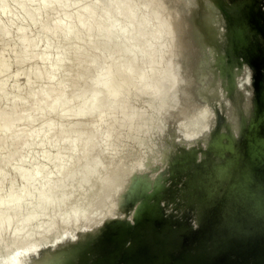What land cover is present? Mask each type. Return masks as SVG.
I'll return each mask as SVG.
<instances>
[{
	"label": "bare ground",
	"instance_id": "bare-ground-1",
	"mask_svg": "<svg viewBox=\"0 0 264 264\" xmlns=\"http://www.w3.org/2000/svg\"><path fill=\"white\" fill-rule=\"evenodd\" d=\"M186 3L185 0H172V9H168L165 0H133V2L129 0H0V6L12 4V9L7 6L0 13V41L3 39L5 41L7 38L17 47H14L16 55L15 52L10 51L13 60L10 59V55L9 58L5 57L6 54H10L9 50H13V47V49L11 46L7 47L9 50L5 47L4 50L9 52L6 54L0 51V92L4 93V97L0 99V113L6 109L13 112L11 115L0 117V187H5L9 183L4 188V195L0 196V260L10 250L9 245L15 243L35 219L48 211L56 213L57 209L60 210L70 201V196L75 191L83 190L91 181L92 189L95 190L97 187L96 192L101 188L108 190L115 185V178L118 176L121 178L129 169L119 154L126 147L127 140L130 141L129 135L133 131L131 127L134 117L137 115L141 117V125L135 130L139 135L151 122L152 117L159 119L157 128L160 133L169 132V127L164 124L163 118L172 111L173 105H162V99L172 97L173 94L186 95L189 100L199 96V91L183 90L181 94L177 93L176 86L181 83L186 84L187 87L194 82L207 81L202 77V72L198 74V71H204L206 69L204 67L209 64H206L209 60L206 54L208 51L206 47L209 45L206 44L217 40L218 33L215 28L223 23L215 24L208 21L212 13L210 10L202 11L196 24L193 23L195 18L192 15L185 19L181 18L179 11L187 5ZM139 4L145 5L144 13L139 12ZM70 6L72 9L67 10ZM17 11L25 14V20L30 25L42 30L40 37L29 35L28 22L24 24L23 20V24L20 23L22 25L15 23L14 17ZM15 24L17 27L14 26ZM14 28L17 30L16 42L13 39L15 36L11 35ZM175 30H177L176 36H173L170 45L166 46L165 38H169L168 35L173 34ZM199 32H202L201 36L196 35ZM39 43H43L46 47L56 43V53L48 55L37 51ZM216 43L209 48L216 49ZM180 44L187 46L182 53L178 52ZM70 52L72 54L76 52L75 58L68 57ZM116 54L118 57H114ZM162 63L178 66L186 64L188 72L176 81L171 72L163 76L159 71ZM82 64L89 66L84 73L63 77L65 67ZM13 65L17 70L11 73ZM21 76H24L23 83H20ZM11 77L17 80L12 89H9L7 80ZM56 77L61 78L60 80L66 85L59 91L52 86ZM225 77L230 79L227 66H224L216 76L210 77L208 81L215 86L213 92ZM91 78L94 80L93 83L87 84L86 81ZM104 79L110 81L101 87L100 81ZM121 84L125 86L124 89L114 88V86L119 88ZM154 89L157 91L153 93L151 90ZM22 92L26 93L25 97L22 96ZM245 93L244 89L237 92L239 97H243ZM137 98H142L144 106L138 108L133 104ZM252 99L253 95L249 97V102H252ZM73 101H85L88 105L86 107L72 105L66 110L63 109L65 102ZM223 103L228 105L229 110L238 106L242 108L239 111L241 113L244 109L239 103H232V100H225ZM207 107H209L207 103L199 104L200 110ZM31 111H39V116L37 118L30 116L26 119L25 127L17 130L21 117ZM117 112H123L121 122L111 124L103 122ZM96 113L99 115L96 116ZM240 113L234 119L235 124L239 122ZM84 117L88 118L84 120ZM51 119L58 120L60 126L66 129L58 128L34 144L31 128L36 124L44 128ZM97 124L100 125L99 129L92 132V127ZM118 127H124L126 131L117 134L119 136L112 144L113 151L97 152L99 145L104 141L108 142L112 132ZM15 132L19 133V139L8 144V136ZM157 136L160 137V134ZM193 136V132L185 131L175 134L173 140L179 141V138ZM140 137L136 140L138 150L146 148L153 142H150L148 137ZM7 145L12 148L3 154ZM61 145L68 151L60 152ZM20 146H24L25 151H19ZM34 146L38 147L40 152L34 154L30 152L34 150ZM54 148L57 152L52 155L51 149ZM188 158L193 159L191 155ZM24 160L28 164L18 169L17 161ZM51 162L55 164V171L49 170ZM211 168L207 169L211 170ZM103 173H108L109 179L105 178L101 184H96L94 178ZM14 175L18 176L23 184L22 187H16L11 182ZM209 175L208 179H210ZM74 176H76L75 182L69 183L68 178ZM200 176L197 174L193 178L196 177L197 180ZM201 178L202 176L199 179ZM57 180L58 183L54 184ZM204 183L200 181V184ZM198 184L196 188L199 187ZM57 185L62 192L57 197H53L51 192ZM33 188L35 190H32ZM26 199L28 202L23 205L24 216L16 220L12 219L8 212L22 210V204ZM102 202L97 204L99 207L96 206L97 209L104 207L106 200ZM71 218L67 227L62 228L65 233L76 222V216ZM11 220L15 222L13 231H10L6 225L1 226L10 223ZM90 237L87 236L84 240ZM5 238L7 241L3 242ZM22 255H17L14 261L21 260ZM46 261V257L38 256L34 264H45Z\"/></svg>",
	"mask_w": 264,
	"mask_h": 264
},
{
	"label": "water",
	"instance_id": "water-1",
	"mask_svg": "<svg viewBox=\"0 0 264 264\" xmlns=\"http://www.w3.org/2000/svg\"><path fill=\"white\" fill-rule=\"evenodd\" d=\"M213 3L224 24L223 52L214 69L229 66L233 91L237 68L252 70L249 111L234 129L216 109L209 137L175 144L164 165L149 161L148 170L133 175L119 203L127 217L113 218L90 238L69 245L56 262L53 250L46 264H264V0ZM212 151L218 162L208 154L201 158ZM210 163L218 184L201 185L205 203L195 207L197 198L188 188L196 187L189 179Z\"/></svg>",
	"mask_w": 264,
	"mask_h": 264
},
{
	"label": "rangeland",
	"instance_id": "rangeland-1",
	"mask_svg": "<svg viewBox=\"0 0 264 264\" xmlns=\"http://www.w3.org/2000/svg\"><path fill=\"white\" fill-rule=\"evenodd\" d=\"M132 1L133 0H129ZM136 1V0H135ZM187 2V3H186ZM201 2H204V8H200L201 6ZM135 3V2H134ZM165 3L167 5L168 9H172V0H165ZM185 3L187 5L183 6L181 8V10L179 11V15L181 16V18L185 19L187 18L189 15L194 16L195 20H194V24H196L197 22V18L199 17V15L201 14L199 12V14L197 13L200 9H203L202 11L205 10H210L212 11L211 16L208 18L211 23H218L221 22L219 18V15L217 14V9L215 8V4L213 3V0H185ZM12 5V4H11ZM8 6L7 5H1L0 6V13L2 11L5 10V7L8 6V8L10 7V9H12V6ZM140 6H138V10L140 13H144V11L146 10V7L144 4H139ZM194 8L195 10L191 9ZM72 7H68L67 10H71ZM201 11V12H202ZM15 23L17 25H22L24 22V24L28 21L25 20V14L21 11H17L15 13V17H14ZM24 20V21H23ZM18 23H17V22ZM22 23V24H20ZM223 23V21L221 22ZM14 25L17 27V25ZM27 24V23H26ZM224 25V24H223ZM221 24L220 27L215 28V31L218 33L217 36V40L215 42H208L209 44H206V46H210L213 47L214 44L216 43L215 47L216 49L213 48H209L206 47L209 51H215V52H210L208 54V51L204 50V52L206 51L209 60L206 62V64H208L206 67V69H204V71L200 70L199 72H202L201 75L202 77L207 81L204 83H200V82H194L191 85H187L186 84H181L178 83L176 86V91L177 93H180L181 91L185 90H190V91H199V96L189 100L187 97H185L186 95H181L178 96L176 94H173L172 97H168V98H163L161 101L162 105H167V104H171L173 105L172 111L170 113H168L163 119L164 124L167 125V127H169V132H159V129L157 128V124H158V118L156 117H152L151 118V122H149L142 131V134L139 135V133H137L135 130H137V128L141 125V117H139V115H137L136 117H134V121L132 123V127L131 129L133 130L131 132L130 136V141L127 140L128 142H126V147L123 148V150L120 152L119 157L122 158L124 160V164L127 165L129 167H127L128 170H126V172L121 176V178L118 176L116 177V182L115 185L108 189L105 190L101 188V190H99V192H96L97 187L94 189L93 188V182L91 181L90 185H88L86 188H84L83 190L81 189L80 191H75L74 193H72V196H70V201H68V203H66V205H64L63 208L57 209V211H55L56 213H51L50 211L40 215L37 219H35V221L29 226L30 228L26 230L25 233L22 234V236L20 238H18L16 240L15 243L10 244V250L1 258L0 260V264H34L36 258L38 256H44L46 257V259L48 260V258L50 259V256H53V250L54 253L56 252V255L54 257V261L56 262V260H58L57 254L58 255H62L63 251L65 249H67L69 247V245H72L74 243H76L78 240H83L84 238H86L87 236H93L94 234L98 233L106 224L109 220L113 219V218H122V217H127V213H125V211L120 208L119 203L120 200L122 198V196L125 194L131 179L133 177V175L137 172H144L146 170H148V162L151 161L152 164H157V165H164L170 158H173L175 152L172 150L174 148L175 142L173 140L174 135L175 134H181L184 133L185 131H190L193 132L194 136L191 138H185V139H180L179 141H177L178 139H176V144H180V143H189V144H193L196 142H200L204 139H206L207 137H209L215 127L216 124V120H217V113H216V109L218 110V108L225 114V116H227L229 118V120H231L232 124L231 126L236 129L237 124H235V117H237V114L240 113V109H242L241 107H232L230 110L227 109V106L225 103H223L225 100H232V103L238 104L239 101H242L241 103H239L240 105L243 106V110L241 111V113L243 114V112H248L249 108L252 105V102H249V97L253 95V87H252V70L244 65L241 68H237L236 71V75H235V80L237 87L235 88V90L233 91V87L231 84L230 79L226 78L223 79L222 81H220L219 85L216 86L215 88V92H213L214 87L212 85V83L208 80H210V77L212 76H216V74L220 73V70H215L214 66L216 65V56L217 54L220 52L222 53L223 51H219V40L221 39V35L224 32V27ZM28 28V32L29 35L31 37H40L42 35V30L38 29L37 26L34 27V25H30V23L28 22L27 24ZM17 34V30L14 28L11 31V35L14 37ZM177 34V30H175L173 32V34H169V38H165V45L169 46L171 41L173 40V36H176ZM202 32L197 33V36H201ZM11 37V36H10ZM95 38V37H93ZM14 40L17 39L16 36L15 38H13ZM9 40H12L11 38H9ZM7 44H6V42ZM4 41H0V51H2V53L4 52L6 54L9 53L10 51L12 53H14L16 50V46H14L13 43H11V41L9 42L8 39L6 38V40ZM17 40H15L16 42ZM11 43L9 45V43ZM14 42V41H12ZM14 42V43H15ZM5 43V45H4ZM60 43V42H59ZM13 44V45H12ZM213 44V46H212ZM7 45V46H6ZM16 45V43H15ZM11 46V48L16 47V48H12L13 50H9L8 48ZM180 49H178L179 53H182L186 48V44H180ZM5 47L7 48V50H9V52L7 50H4ZM214 47V48H215ZM205 49V48H204ZM37 51L42 52V53H46L48 55H54L57 51V44L53 43L51 44L50 47H46L44 46L43 43H39V45L36 48ZM10 52V54H3L5 57L9 58L10 55V59L13 60V54ZM71 53V52H70ZM76 52H74L73 54H69L68 57H70V59L75 58V54ZM16 55V52L14 53ZM1 55V52H0ZM8 55V56H7ZM210 56V57H209ZM13 57V58H12ZM114 57H118V55H114ZM167 58H165L166 60ZM33 60V58H32ZM227 66L229 68L228 65H224ZM16 66L13 65L12 69H11V73H13V71L15 72L17 70V68H15ZM88 64H82L79 66H73V67H65L64 69V74L63 77L65 76H69V75H75V74H79L80 73H84L86 71V69L88 68ZM16 69V70H15ZM222 70V69H221ZM159 71L163 74V76H165L166 74H168L169 72H171L174 76H175V80L179 81L178 78L183 75L184 73L188 72V66L185 65H167V63H162V67L159 68ZM12 76V74H11ZM20 83H23V79L24 76L20 77ZM61 78L56 77L53 80L52 86L54 87L55 90L59 91L60 89L66 87V85L63 83V81L60 80ZM17 79L14 80V78H9L7 80V85L9 84L8 88L12 89L13 85L15 84L14 82H16ZM22 81V82H21ZM93 79L91 78L89 81H86L87 84H92L93 83ZM108 81H110V79H104L102 81H100V86L103 87ZM104 84V85H103ZM12 85V86H11ZM38 86V84H36ZM35 85V86H36ZM41 85V84H39ZM186 87V88H185ZM114 88L117 89H124L125 86L123 84H121V86L118 88L116 86H114ZM240 89H244L245 90V95L243 97H239L237 92ZM154 92L157 91V89L151 90ZM184 92V91H183ZM232 92V94H231ZM213 93V94H212ZM22 96L25 97L26 93L22 92ZM181 94V93H180ZM4 97V93L0 92V99ZM188 99V100H187ZM141 99L137 98L133 104H135L136 107H142V105L144 106V103L141 101ZM137 103V104H136ZM187 103V104H185ZM200 103H207L209 105V107L204 108L203 110L199 109V104ZM72 105L78 106V107H86L88 105V102H80V101H73V102H65L63 105V109L66 110L69 107H71ZM230 112H229V111ZM240 113V115H241ZM13 114V112H11L9 109L3 110L0 113V117H3L5 115H11ZM96 116L99 115V113L95 114ZM239 115V117H240ZM30 116L37 118L39 116V111H31L29 113L24 114L21 117V120L19 121L18 125H17V130H21L25 127L26 124V119L29 118ZM95 116V117H96ZM123 112L119 113H115L112 117H110L109 119L104 120L103 122L105 124H111V123H115V122H121V120L123 119ZM88 117H84L83 119L85 120ZM234 124V125H233ZM159 127H162L160 125H158ZM100 125H96L94 127H92L93 129H91L92 132L97 131V129H99ZM61 128L62 130H65L66 128L63 126H60L59 121L58 120H48L47 124L44 128H41V126L39 125H35L31 128V132H32V137L34 140V144H36L37 142H39L44 136H46V134H50L51 132H53L54 130ZM129 130V129H127ZM168 130V129H167ZM222 130H224V128H222ZM126 131V128L124 127H118V129H116L114 132H112L111 137L107 140L108 142H103L99 145L98 147V151L97 152H112L113 148H112V144L116 141V139L118 138L119 135H117L118 133H123ZM166 131V130H165ZM159 132V133H158ZM152 135L154 136V138L152 139V136L149 137L147 135ZM160 134V137L157 136ZM148 137V139L150 138V142H152L150 145H148L146 148H140L138 150V147L136 145V140L139 139V137ZM20 135L18 132L12 133L11 135L8 136L7 138V143L8 144H12L14 142H16L19 139ZM140 137V138H141ZM157 137V138H155ZM156 139V140H155ZM135 140V141H134ZM155 140V141H154ZM132 141V142H131ZM131 142V143H130ZM12 147H9V145L6 146V148L3 150V154L7 153L10 151ZM33 154L35 152H40L39 148L36 146L33 147ZM164 149V152H162V150ZM218 147H215V150H217ZM19 151H25L24 146H20L18 148ZM134 150V151H133ZM68 150L66 149V147H64L63 145H61L60 147V152H67ZM172 151V152H171ZM57 152V149H51V153L52 155H55ZM135 152V153H134ZM138 152V153H136ZM170 152V154L168 155V153ZM132 153V154H131ZM131 154V155H130ZM208 154V157L212 160V162H218L217 160V153L212 151V152H205V154L203 156H201V158L206 157L205 155ZM136 155H139L138 158ZM166 155V156H165ZM189 155H193V152H189L188 156L185 158V160L187 161V163H189L188 167H190L191 162L193 161V159H189ZM97 156V154H96ZM131 156V157H130ZM130 157V158H129ZM134 157V158H133ZM133 159V160H132ZM132 161V162H131ZM208 162V161H207ZM127 163V164H126ZM209 163V162H208ZM28 164L27 161H17L16 163V167L18 169L20 168H24L26 165ZM130 164V165H129ZM211 165H209L207 168L211 170H208L206 168L201 169L199 172H203L202 173H198V176H202V180L199 179L200 177H197V180H200L201 183H204L203 181H207L210 183L212 182V184L217 185L218 184V174L215 173V169H213L214 167L212 166V163H210ZM42 165V164H40ZM132 165V166H131ZM135 166V167H134ZM191 168L193 169L194 167L191 166ZM49 170L50 171H55V164L53 162H51L49 164ZM207 171V172H206ZM209 171V172H208ZM211 172V173H210ZM205 173V174H204ZM207 174V175H206ZM211 174V175H209ZM157 175V174H156ZM209 178L208 179V176ZM194 176H197V174H192L191 177L193 178ZM211 176H213V179L211 180ZM109 177L108 173H103L101 175H98V177L94 178V182L96 184H101L102 180ZM207 178V179H206ZM68 182L72 183V181L75 182L76 180V176L74 177H70L68 178ZM114 179V180H115ZM195 179V180H194ZM13 180V181H12ZM11 182L14 184V186L16 187H22L23 184L20 181V179L18 178L17 175H14V177L12 178ZM111 180V179H110ZM196 180V177L193 178V180H189V184L191 183V185H194V187L197 186L198 184V188H196L194 191H196L195 193L192 191L191 193L194 194L195 198H197V201L194 203L195 207H203L205 200L202 197V195L197 197V194H202L200 193L201 190L199 188H201L200 186L202 184H200V181L198 182ZM107 181V180H105ZM196 182V185L194 184V182ZM215 181V182H214ZM57 184L58 180L55 181ZM9 183H7L8 185ZM6 185V186H7ZM5 186V187H6ZM4 186L0 187V196L4 195ZM59 187V188H58ZM193 187V186H192ZM28 189V188H26ZM56 189H58L59 191H55ZM193 190V188H188V191ZM32 190H35L34 188ZM200 192H199V191ZM60 192H62V190H60V186L57 185L51 192V195L53 197H57ZM198 192V193H197ZM199 197H201L202 199L199 201ZM103 200H106L104 207L97 209V204L99 202H102ZM27 199L24 201V203L22 204V210L18 211V210H13V211H9L8 213L10 214L11 218L16 220L18 217H23L25 214V211L23 209V205L26 204ZM207 201V200H206ZM28 202V201H27ZM103 203V202H102ZM198 203V204H197ZM200 203V204H199ZM101 204V203H100ZM97 206V207H96ZM99 208V207H98ZM190 210V209H189ZM194 211V210H193ZM185 212V211H183ZM181 213V212H180ZM72 216H76V222L73 224L72 228L65 233L64 231H62L63 227H67V223L70 221V219H72ZM14 220H11L10 223L8 224H2L1 226L6 225V227L10 230L13 231L15 229V222ZM7 238H5L3 240V242H6ZM26 250V252L22 255L23 251ZM52 254V255H51ZM17 255H22V259L18 260V261H14V258ZM47 262V261H46ZM46 264V263H45Z\"/></svg>",
	"mask_w": 264,
	"mask_h": 264
}]
</instances>
